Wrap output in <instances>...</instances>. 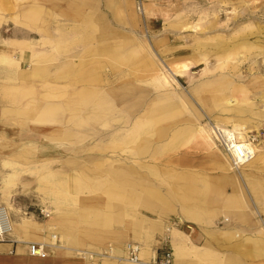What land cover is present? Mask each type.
<instances>
[{
	"label": "crops",
	"instance_id": "obj_1",
	"mask_svg": "<svg viewBox=\"0 0 264 264\" xmlns=\"http://www.w3.org/2000/svg\"><path fill=\"white\" fill-rule=\"evenodd\" d=\"M112 1L0 0V33L18 34H3L0 40V150L11 158L4 163L10 169L5 186L32 176L39 184V210L49 214L47 219L33 212L29 217L24 207L11 206L13 232L0 241V264H132L125 260L128 245L140 247L142 264H153L165 247L173 249V264H264L260 153L238 176L216 151L180 139L178 150L145 158L148 164L130 174L107 171L106 154L100 153L107 143L97 154L89 149L91 141L69 139L74 131H90L75 127L72 118L61 122L79 114L71 113L76 100L94 93L107 96L133 79L152 80L140 66L122 65V55L108 52L136 48L125 37L140 25L133 24V0ZM107 4L113 11H106ZM124 4L128 27L119 23ZM144 9L147 16L150 10ZM33 19H39V48L28 40L29 30L14 23L34 27ZM174 25L180 32L151 42L155 50L184 48L187 34ZM155 28L152 23L153 33ZM30 142L39 161L27 156ZM169 229H177V235ZM32 244L43 246L47 256H31Z\"/></svg>",
	"mask_w": 264,
	"mask_h": 264
},
{
	"label": "rangeland",
	"instance_id": "obj_2",
	"mask_svg": "<svg viewBox=\"0 0 264 264\" xmlns=\"http://www.w3.org/2000/svg\"><path fill=\"white\" fill-rule=\"evenodd\" d=\"M107 1L108 3L113 2L112 0ZM133 1L136 4V18L134 20L136 22L133 24L136 26L140 25L137 31L128 32L127 34L131 33V36L125 38L126 40H133L137 46L132 51L124 54L114 53L115 51H110V49L108 52H110L111 56L115 55L120 58L122 55L124 60H132L133 62L131 64L126 63V61L120 64L140 66L141 69L150 73L152 80L148 82H138L133 79L135 83L125 82L122 86L112 89L110 94L107 93V96L100 97V94H89V97L86 99H88L87 102H89L90 105L87 103V109H85L84 105L80 106V118L82 119V116L85 115V111L88 112L89 106L99 104L101 98H104L102 116L94 117L93 119L84 117V121L81 123L83 126L81 127L90 129V131H74L71 133L73 136L69 139L80 136L78 140L86 139L91 141L89 143L91 145L89 149L97 154H99V145L107 143L109 147L106 149L102 147V152L100 151L102 155L106 154V164L104 165L107 167V171L121 170L127 171L130 174L137 173V167L143 169L141 165L148 164L143 163V159L148 158L150 160H155L156 158L165 157L166 152L178 150V148L175 147L176 142L180 139L186 140L184 145L191 140H193V142L197 140L200 145L205 146L197 138L198 128H196L197 123L195 117H200L204 126L214 123V121L208 116V113L200 103L199 97L197 98L196 96L198 91L194 88L200 86V84H205V81L208 79L204 71L206 65L203 57L205 58L209 53H216V55H214L215 57L211 56L210 59L215 63L217 57L223 56V53L218 50V47L227 49L237 48V55L235 54L232 60L230 58L228 60L222 59L223 63L224 60H226L223 66L226 72H223L224 75L220 77L224 80L233 82L232 85L240 91H247L246 94L248 95H245L243 99L247 100L249 102L248 104L254 106L253 111L260 115L263 114L264 116V87H260L261 83L264 81V0H143L142 5L139 4L137 0ZM125 4L122 10L120 7L118 10V13L121 15L119 23L123 27H128L131 23L128 24L127 21L131 19L126 16L128 13ZM145 4L150 10L147 16L144 9V6H146ZM107 5L109 10L106 11H113L114 7L112 4ZM201 9L204 12H202ZM242 10L245 13H243ZM32 21L35 25L34 27H30L28 23L26 25L24 21L20 20H16L14 23L18 27L27 28L30 33L27 34L28 40H30V38L34 40L31 42L37 44L35 48H39V41L38 43L35 41L36 39L39 40V30H37L39 19H33ZM152 23H155L156 26L155 33L150 29ZM175 23L187 34V44L181 50L157 48L159 50L158 52L151 42L154 43L159 37L162 38L169 35L170 31L174 30L180 32L179 29L172 28L175 26ZM218 28H220V30H218ZM15 31L16 30L3 31L0 33V40L3 34L14 37L16 35ZM16 36H18V34ZM32 43H25L28 44L31 51L34 50ZM127 43L128 42H123L122 44ZM242 47L250 49V52L246 49L243 50ZM42 48L44 47L42 46ZM30 69L31 68H29V72ZM162 74L169 77L171 76L170 78L175 79L178 83H175V87L171 88L170 91L174 96H180L182 98L183 110L175 119H169L166 123L162 124V128L156 127L148 130L144 128L146 125V113L166 107V105L161 104L159 94L161 90L160 86L163 85ZM254 74L257 75L254 76ZM20 85L21 84L18 86ZM126 86L132 87L133 90L128 94V98L123 95V90ZM151 93L152 96L149 97ZM113 95H115V97L118 96V98L115 99ZM141 95L144 97V99H142L144 107L137 108L136 104L140 101L139 96ZM241 96H243V94H241ZM242 101L245 102L244 100ZM126 104H128L129 107H126ZM251 117L252 118L245 117L249 120L247 121L248 128L252 131L249 134L250 136L257 137L255 145L258 146L260 155L264 158V118L254 117V115H251ZM70 118H72L70 122L73 123L75 120H79L77 115H74L61 119V122L68 124ZM216 118L221 119L226 117H218L217 115ZM137 126H139L140 129ZM156 134L160 135L159 138L154 137ZM129 135H133L134 137L131 136V138H128L130 141L122 143L121 147H112V145H110V142L114 139H122L124 136ZM138 135L142 139L141 144L135 142L138 139ZM145 135L147 136L145 137ZM151 140L155 141L153 142ZM167 140H169V142L164 144ZM29 141L30 140H28V142ZM1 143L0 141V144ZM197 147L196 144L195 148ZM28 152L27 156H30L31 160L39 161V158L36 156L38 152L37 148L32 142L29 143ZM4 154H9V152L3 153V151L0 150V207H6L11 212H14V209L10 207L12 205L15 208L24 207L26 214L29 215L33 212L34 214H38L36 218H39L40 214V218L47 219L48 217L41 214V210H39V191L37 190L39 184L32 176L25 175L24 178L18 180L14 185L9 187L5 186L6 178L10 176V169L6 167L4 163L11 158H6L9 155ZM96 156L98 155L92 158ZM224 162L226 163V161ZM262 163L264 166V159ZM120 165L123 166L121 167ZM226 165L228 167L227 163ZM245 170L247 169L241 170L236 174L240 176V173H243ZM42 209L45 210L44 208ZM44 213L46 214L45 211ZM29 217H31V215H29ZM219 224L220 228L224 227L223 224ZM183 228L186 229V227ZM259 230L264 233V228Z\"/></svg>",
	"mask_w": 264,
	"mask_h": 264
},
{
	"label": "bare ground",
	"instance_id": "obj_3",
	"mask_svg": "<svg viewBox=\"0 0 264 264\" xmlns=\"http://www.w3.org/2000/svg\"><path fill=\"white\" fill-rule=\"evenodd\" d=\"M221 4H222V2H221ZM127 8L129 9V7H127ZM201 11H202V9H201ZM202 12H204V11H202ZM242 12H243V10H242ZM243 13H245V12H243ZM218 30H220V28H218ZM227 35H229V34H227ZM205 37H207V36H205ZM242 48H243V50L246 49L248 52H250V49H248L246 47H242ZM218 50L221 53H223V56L217 57L216 58L217 61L215 63L213 62V60H210V59H211V56L212 57H215L214 55H216V53H209V54H207L205 56V58L203 57L204 63L206 65V68L204 69V71H205L206 77L208 79L205 81V84H202V85L200 84V86H198V87L196 86L194 88L196 91L199 92V93L198 92L196 93V96H197V98L199 97L200 103L202 104V106L204 107V109L206 110V112L208 113V116L214 121V123L206 124L204 126L202 124V121L200 120L201 118L200 117H195L196 123H197L196 128H198L197 138L207 148H209V149H211L213 151H216V153H219L221 155V157L224 159V161H226V163L228 164L229 171H231L232 173H234V172L235 173H238L241 170H244L247 167H249L255 161H257V159L259 158V153H260V150L258 149V146L250 143V146H251V148L253 150L254 158L251 161H249V163L243 164V165H241L238 168H234L233 165L231 164L230 157L217 145L218 142L214 138L213 133L215 132L216 129L222 130V131H224L226 133H229L231 131V132L236 133L241 140L250 141L251 136H250L249 133L252 132V131H251V129L248 128V122L247 121H249V120H247L245 117L252 118L251 115H254V117L264 118V116H263V114L260 115L257 112L253 111L254 106L248 104L249 102L247 100L243 99V97L245 95H248V94H246L247 91H243V92L240 91L238 88H235L232 85L233 82L228 81V80H224L222 77H220V76H223L224 73L226 72V70L223 68V66L226 63L225 61L228 60L229 58L232 60L233 57L235 56V54L237 55V52H236L237 51V48L236 49H227V48L218 47ZM103 55H105V54H103ZM222 59H226V60H224V63H223ZM124 61H126V63H129V64H131L133 62L130 59H126ZM93 62H94V60H93ZM243 63H245V62H243ZM201 65H203V64H201ZM226 69L229 70L228 68H226ZM256 75L254 74V76H256ZM260 76H262V75H260ZM161 77H162L163 85L160 86V89L161 90H160L159 94H160L161 104L166 105V107L163 108V109H159V110L152 111V112L149 111L148 113H146V116H145V119H146V123L145 124L146 125H145L144 128H147L148 130H150L152 128H156V127L157 128L158 127L159 128H162V124L166 123L169 119H172V120L175 119L179 114L182 113V110H183V108H182V101H183L182 98L180 96H177V97L174 96V94H172L171 91H170L171 88H174L175 87V83H177L176 80L170 78L171 76L169 77V76H167L165 74H162ZM260 87H264V81L261 83ZM57 91H59V90H57ZM132 91H133L132 90V87L126 86L124 88V90H123L124 97L128 98V94L131 93ZM167 91H169V92H167ZM53 92H55V90ZM175 93H176V91H175ZM50 94H51V92H50ZM241 94H243V96H241ZM113 96H114L115 99L118 98V96H116V97H115V95H113ZM139 99H140V101L136 104V106H137V108H143L144 107V105L142 103V99H144L143 95L139 96ZM242 100H244L245 102H243ZM87 101H88V99H85V100H82V101H76L74 104H72L71 113H73V114L74 113H76V114L79 113L81 111V108H80L81 105H84L85 106V109H87V103L90 105V103L87 102ZM103 102H104V98H101L99 104H96V105L93 104L92 106H89L88 112L85 111L84 112L85 115L82 116V119L83 120L80 118V114H78L77 117L79 118V120H76L74 122V126L77 127V128L81 127L82 126L81 123H82V121H84V117H87V118H90V119H93L94 117H101L102 116V111H103L102 110ZM125 106L126 107H129L128 104H126ZM217 115H218V117L219 116H223V117H226V118L219 119V118H216ZM260 124H262V123H260ZM137 127L139 128V126H137ZM160 130H162V129H160ZM164 134H163V136H164ZM131 136H133V135L124 136L122 139L121 138H116L112 142H110V145H112V147H121V144L122 143H126V142H129L130 141V139H128V138H131ZM146 136L147 135H145V137ZM159 136L160 135H157V134L154 135V137H157V138H159ZM135 142L141 144L142 139H141V137L139 135H138V139ZM138 146H140V145H138ZM42 181H44V180H42ZM69 190H70V188H69ZM58 195H60V193ZM66 195H68V194H66ZM9 215H10V218L8 217ZM48 216H49V214H48ZM10 219H11V213H10L9 209H7L6 207H1L0 208V230H1L0 232L2 234H4L5 230H7V231H9L10 236H11V234L13 232V222H12V219L11 220ZM187 229L188 230H192L191 227H188ZM176 230L177 229H169L168 231H172V233H176L175 232ZM177 232H178V230H177ZM176 235H177V233H176ZM263 235H264V233H263ZM4 237H3V239H4Z\"/></svg>",
	"mask_w": 264,
	"mask_h": 264
},
{
	"label": "built area",
	"instance_id": "obj_4",
	"mask_svg": "<svg viewBox=\"0 0 264 264\" xmlns=\"http://www.w3.org/2000/svg\"><path fill=\"white\" fill-rule=\"evenodd\" d=\"M137 1L139 4L142 5L143 0ZM213 135L218 142L217 145L230 157L231 164L234 168H238L243 164H247L254 158L253 150L250 146V143L255 145L257 141L256 136L251 135L250 141H244L241 140L238 135L234 132L230 131L229 133H226L219 129H216ZM41 214L46 217L48 216V214H45L44 211H41ZM8 217L10 218V215ZM2 236H5L4 239ZM9 236L10 233L7 230H5L4 234L0 232V241L6 240ZM30 254L33 257L40 258H45L47 256L44 253L43 247L35 244L30 245ZM139 254L140 247L135 245H128L126 248L125 260L132 264H142V260L139 258ZM173 262V249L171 247H165L164 249H162L161 254L153 264H173Z\"/></svg>",
	"mask_w": 264,
	"mask_h": 264
}]
</instances>
